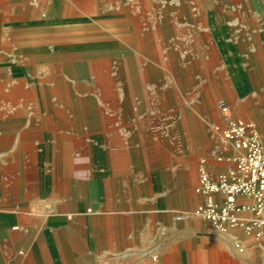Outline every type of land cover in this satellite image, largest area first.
<instances>
[{"label":"crops","instance_id":"1","mask_svg":"<svg viewBox=\"0 0 264 264\" xmlns=\"http://www.w3.org/2000/svg\"><path fill=\"white\" fill-rule=\"evenodd\" d=\"M128 1L0 0V264H264L190 213L219 102L264 141V0Z\"/></svg>","mask_w":264,"mask_h":264},{"label":"built area","instance_id":"2","mask_svg":"<svg viewBox=\"0 0 264 264\" xmlns=\"http://www.w3.org/2000/svg\"><path fill=\"white\" fill-rule=\"evenodd\" d=\"M218 108L224 123L214 124L213 131L223 145L234 149V154L225 156L232 165L212 177L204 159L199 161L195 190L204 199L190 213L220 232L239 228L260 237L264 234V141L253 121L233 117L223 102Z\"/></svg>","mask_w":264,"mask_h":264},{"label":"rangeland","instance_id":"3","mask_svg":"<svg viewBox=\"0 0 264 264\" xmlns=\"http://www.w3.org/2000/svg\"><path fill=\"white\" fill-rule=\"evenodd\" d=\"M163 5V4H162ZM128 6L131 8V9H135L136 7H138V4L136 3V1L135 0H129L128 1ZM154 14H156V15H158V16H161L160 14H159V12L158 11H156V13L154 12ZM147 16L146 15H144V19H143V22L142 23H144V24H140L141 25V28L139 29V31L140 32H142V31H146L147 30V24H149V23H147ZM97 32H99L98 30H97ZM194 33L193 34H196V30L194 29V31H193ZM98 34V33H97ZM197 39V38H196ZM104 46H106L105 44H101V45H97V49H102V48H104ZM129 46V48L131 49V50H136L135 49V45H133V44H131V45H128ZM181 47H182V45H181ZM179 50H181V48H180V46H178L177 47ZM200 52H201V49H200V44L198 43V42H193L192 43V54H193V57H196V56H198L199 54H200ZM105 61H104V59H97L96 60V64H97V68L99 67L102 71L104 70V68H103V63H104ZM102 64V65H101ZM116 66V64H115V62H113V64H112V67H115ZM112 75V79H113V83H115V84H117V85H119V83H120V77H119V75L118 74H116V70L115 69H113V73L111 74Z\"/></svg>","mask_w":264,"mask_h":264},{"label":"clouds","instance_id":"4","mask_svg":"<svg viewBox=\"0 0 264 264\" xmlns=\"http://www.w3.org/2000/svg\"><path fill=\"white\" fill-rule=\"evenodd\" d=\"M73 163L78 166L90 164V157L77 155L74 158ZM90 176V168H77V170L73 172V179L77 180L78 182H86L90 178Z\"/></svg>","mask_w":264,"mask_h":264}]
</instances>
